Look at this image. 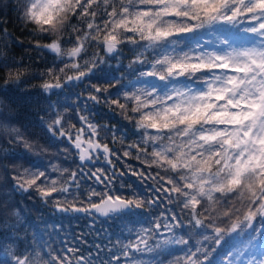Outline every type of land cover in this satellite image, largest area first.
Here are the masks:
<instances>
[{
  "label": "snow or ice",
  "instance_id": "1",
  "mask_svg": "<svg viewBox=\"0 0 264 264\" xmlns=\"http://www.w3.org/2000/svg\"><path fill=\"white\" fill-rule=\"evenodd\" d=\"M20 10L21 19L52 37L45 44L35 39L34 47L64 65L48 70L45 93L84 87L100 65L124 51L131 57V87L123 90L111 79L103 81L107 87L91 84L70 113L49 104L45 144L67 155L59 162L27 160L13 175L14 187L92 223L87 233L47 252L0 232V247L16 245L8 249L11 264H165L156 258L169 245L184 246L183 256L170 253L177 255L174 264H221L216 254L233 236H243L244 246L224 252L223 264H264V0H23ZM0 37L11 40L3 28ZM80 97L114 106L132 129L94 122ZM12 131L16 142L33 148ZM120 156L149 169L129 166L147 195L127 181L117 187L129 174L116 168L112 158ZM113 214L142 216L140 230L121 233L115 245L112 236L107 243L88 241L97 220ZM208 229L215 247H192V231L207 241ZM249 247L259 255L244 259Z\"/></svg>",
  "mask_w": 264,
  "mask_h": 264
},
{
  "label": "trees",
  "instance_id": "2",
  "mask_svg": "<svg viewBox=\"0 0 264 264\" xmlns=\"http://www.w3.org/2000/svg\"><path fill=\"white\" fill-rule=\"evenodd\" d=\"M22 3L23 0H0V28L5 29L11 36V40L0 37V232H7L13 241L17 237L26 238L37 250L43 247L44 252H47L50 247L58 248L62 241L71 242V237L81 235L82 230L83 233H87V226L92 221L83 214L57 211L53 203H45L36 191L23 192L15 189L16 181L13 180V175L27 167L26 161L29 159L36 163H39L41 159L44 163L49 160L59 162L67 155V153L61 152L55 147L49 148L45 144V132L50 111L49 104L54 106L53 110L63 111V108L56 106L58 102L59 105L67 106L70 113L78 102V94L85 92L86 87L95 83H101V86L107 87L106 84H103L106 79L113 80L114 83H117L118 88L123 85V90H127L131 87L128 83L129 76L127 74V65L131 57L127 51H124L120 59L109 58L107 63L100 65L94 74L87 78L84 87L73 88L69 84L61 90L45 93L41 85L49 79L48 70L51 68L58 72L59 68L64 65L54 53L34 47L35 39H40L41 44H45L50 42L52 37L39 33L35 24L21 19L23 13L20 6ZM67 38L68 34H63V39L67 40ZM5 44L8 45L7 49L4 47ZM63 47L66 49L70 45L65 44ZM90 51H94V49H90ZM124 57H128V59ZM67 71L71 74L72 70L68 69ZM17 74H19L18 80ZM133 79L135 78L133 77ZM109 91L115 96L114 89L109 88ZM79 103L82 108L87 103L90 119L100 125L111 127L114 124H119L126 130L132 129V124L124 119L119 114V110L110 104L101 103L93 106L90 102L84 101L83 97H80ZM12 129H18L19 134L33 148H25L22 142H16L17 133L13 132ZM132 138L135 139L136 137ZM116 147L119 148V145L117 144ZM34 148H40L41 151L37 153L33 150ZM72 159L73 157L69 156L68 162H71ZM112 159L117 169L129 173L117 179V187L119 188L120 184L127 181L147 195V186L142 185L137 177L130 174L129 166L132 169L143 171H149V169L135 158L124 159L120 156ZM99 166L109 167L105 164ZM53 175L56 178L55 174ZM92 186L100 187L94 184ZM60 198L63 199V197ZM222 211L223 209H218L217 215H220ZM183 222L188 224L187 219ZM142 223L143 218L140 215L116 216L113 214L112 220L100 218L96 222V231L90 233L87 240H99L107 243L108 237L112 236V245H115L118 243L115 239L116 236L121 235V233L128 236L130 230L139 231ZM259 226L258 223L257 227ZM205 234L209 235L207 241L203 237L196 236L195 230L192 231L191 246L194 247L199 242L207 250L215 247L211 230H206ZM168 235L166 233L160 239H166ZM185 238H188L187 235ZM233 245L236 248H242L244 237L233 236L218 250L216 255L219 256L221 264L223 263L222 254L232 248ZM81 247H91V244H83ZM183 247L182 245H169L167 250L156 259L157 261L163 259L165 264H169V262L174 264L177 255L170 253L183 256L184 252L181 251ZM9 248L15 251L16 245L6 244L0 247V264H3L4 260L11 264L12 258L8 255ZM249 249L259 252L257 247H249Z\"/></svg>",
  "mask_w": 264,
  "mask_h": 264
},
{
  "label": "rangeland",
  "instance_id": "3",
  "mask_svg": "<svg viewBox=\"0 0 264 264\" xmlns=\"http://www.w3.org/2000/svg\"><path fill=\"white\" fill-rule=\"evenodd\" d=\"M203 39H205V40H213V39H215V37H214V36H208V35H205V36L203 37ZM253 253H255L256 255H259V252H258V251L249 249V250H248V254H247V256L244 257V259H248V258H250V257L252 256ZM222 264H223V263H222Z\"/></svg>",
  "mask_w": 264,
  "mask_h": 264
},
{
  "label": "flooded vegetation",
  "instance_id": "4",
  "mask_svg": "<svg viewBox=\"0 0 264 264\" xmlns=\"http://www.w3.org/2000/svg\"><path fill=\"white\" fill-rule=\"evenodd\" d=\"M78 215H82V214H79V213H77Z\"/></svg>",
  "mask_w": 264,
  "mask_h": 264
}]
</instances>
